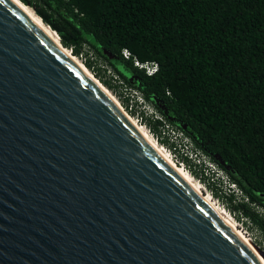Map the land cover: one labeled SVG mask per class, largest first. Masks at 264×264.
Segmentation results:
<instances>
[{"label": "water", "instance_id": "95a60500", "mask_svg": "<svg viewBox=\"0 0 264 264\" xmlns=\"http://www.w3.org/2000/svg\"><path fill=\"white\" fill-rule=\"evenodd\" d=\"M0 264H259L12 0H0Z\"/></svg>", "mask_w": 264, "mask_h": 264}, {"label": "trees", "instance_id": "16d2710c", "mask_svg": "<svg viewBox=\"0 0 264 264\" xmlns=\"http://www.w3.org/2000/svg\"><path fill=\"white\" fill-rule=\"evenodd\" d=\"M19 1L73 55L92 50L137 91L161 118L154 135L165 121L188 138L240 192L234 209L264 237V0Z\"/></svg>", "mask_w": 264, "mask_h": 264}, {"label": "rangeland", "instance_id": "374dc122", "mask_svg": "<svg viewBox=\"0 0 264 264\" xmlns=\"http://www.w3.org/2000/svg\"><path fill=\"white\" fill-rule=\"evenodd\" d=\"M74 56L77 57L78 61L84 65L91 75L121 105L123 110L137 124L141 125L155 142L168 153L171 160L189 174L197 186L200 187L203 194L208 196L220 210H223L229 216L228 218L233 225L249 240L250 244L252 242L256 249L261 248L264 251V237L262 232L252 221L242 216L237 209H234L236 207L235 205L241 199V194L236 188H230V182L226 175L206 156L199 153L189 139L178 129L167 125L165 121L161 122L162 124L156 128L155 131L157 134L154 135L150 131V128H154L155 119L161 120L158 113L137 91L121 85L107 62L96 53L84 48L81 55ZM84 57L85 61L89 63V67L84 64ZM105 81L112 85V90L106 87ZM252 207L256 211H260L259 207Z\"/></svg>", "mask_w": 264, "mask_h": 264}, {"label": "bare ground", "instance_id": "6f19581e", "mask_svg": "<svg viewBox=\"0 0 264 264\" xmlns=\"http://www.w3.org/2000/svg\"><path fill=\"white\" fill-rule=\"evenodd\" d=\"M16 3L25 13L26 15L33 21V23L41 30V32L59 49L63 52L64 56L67 57L80 72L84 73L87 77H89L96 86L105 93L106 96L114 103V105L118 108L119 112L128 120L131 126L137 131L138 135L141 139L146 142L150 148L158 155V157L163 160L172 170L173 172L197 195L199 196L204 203L210 208L212 213L227 227V229L245 246V248L255 257L259 264H264V258L259 251L257 250L255 245L249 242L243 234L233 225L231 220L228 218L229 216L224 213L223 210H220L211 199L203 194L200 187L192 180L185 170L179 167L175 162L171 160L168 153H166L162 147H160L155 140L149 135V133L139 124L135 122V120L130 117L125 110L121 107V105L105 90V88L99 83L91 73L84 67V65L78 61L77 57H75L67 48L63 47L58 39V36L43 23L34 12L31 11L29 7L20 2L19 0H12Z\"/></svg>", "mask_w": 264, "mask_h": 264}, {"label": "built area", "instance_id": "2783aa9c", "mask_svg": "<svg viewBox=\"0 0 264 264\" xmlns=\"http://www.w3.org/2000/svg\"><path fill=\"white\" fill-rule=\"evenodd\" d=\"M124 56H126V52H124ZM134 65H136L137 67H139V68H142V67H144L146 70H147V72L148 73H150V72H152V68L150 69V67H148V66H146V64L145 63H143V64H139V63H137V62H134ZM233 186V187H232ZM230 188H235V186L230 182Z\"/></svg>", "mask_w": 264, "mask_h": 264}, {"label": "clouds", "instance_id": "9594fccd", "mask_svg": "<svg viewBox=\"0 0 264 264\" xmlns=\"http://www.w3.org/2000/svg\"><path fill=\"white\" fill-rule=\"evenodd\" d=\"M145 64H146V66L150 67V69L151 68L153 69L152 72L155 71L156 65L154 63H145ZM142 69H144V71H145L146 74H150L151 73V72L148 73L147 70L144 67H142Z\"/></svg>", "mask_w": 264, "mask_h": 264}]
</instances>
